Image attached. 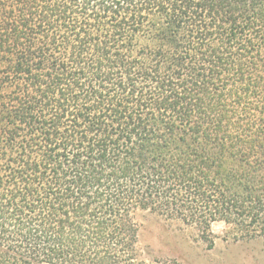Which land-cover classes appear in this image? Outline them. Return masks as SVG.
Wrapping results in <instances>:
<instances>
[{"label": "trees", "instance_id": "1", "mask_svg": "<svg viewBox=\"0 0 264 264\" xmlns=\"http://www.w3.org/2000/svg\"><path fill=\"white\" fill-rule=\"evenodd\" d=\"M147 213L264 236V0H0V264H184Z\"/></svg>", "mask_w": 264, "mask_h": 264}, {"label": "rangeland", "instance_id": "2", "mask_svg": "<svg viewBox=\"0 0 264 264\" xmlns=\"http://www.w3.org/2000/svg\"><path fill=\"white\" fill-rule=\"evenodd\" d=\"M140 238L147 258H175L184 264H264V236L242 238L223 221L212 224L213 245L178 221L147 213Z\"/></svg>", "mask_w": 264, "mask_h": 264}]
</instances>
